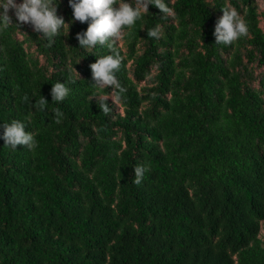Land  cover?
<instances>
[{
	"label": "trees",
	"instance_id": "trees-1",
	"mask_svg": "<svg viewBox=\"0 0 264 264\" xmlns=\"http://www.w3.org/2000/svg\"><path fill=\"white\" fill-rule=\"evenodd\" d=\"M168 2L175 16L150 5L116 41L125 91L109 113L111 87H93L89 67L109 49L79 48L88 22L69 0L67 35L51 43L15 17L0 31V122L24 121L37 141L0 140V264H264V12L256 0ZM229 3L249 32L217 44ZM56 81L70 88L62 102ZM140 163L150 171L136 185Z\"/></svg>",
	"mask_w": 264,
	"mask_h": 264
},
{
	"label": "clouds",
	"instance_id": "clouds-1",
	"mask_svg": "<svg viewBox=\"0 0 264 264\" xmlns=\"http://www.w3.org/2000/svg\"><path fill=\"white\" fill-rule=\"evenodd\" d=\"M60 0H0V31L13 26L15 17L17 26L31 24L35 32L41 33L42 37L49 43L56 37L66 36L69 24L65 22L63 16L58 15V5ZM159 9L163 15L175 16V10L170 6L168 0H69L74 21L81 23L88 22L86 30L76 33L80 49L94 50L97 45H107L109 54L96 56L95 62L89 65L93 87L105 89L111 87V94L105 96L100 105L104 113L111 111L106 100L113 95L116 100L121 99L124 87L117 78L123 57L116 50V41L124 35L126 30L143 18L144 14H149V6ZM12 15H9V10ZM222 15L218 18L214 26V37L217 44L231 45L241 37L247 36L249 25L246 18L230 3L220 8ZM17 29V27H14ZM147 36L159 38L161 26L149 28ZM77 76L78 73L76 72ZM70 88L65 82L56 81L51 84L50 95L52 101L62 102L69 95ZM26 102H30L27 96ZM48 104L45 98L41 97L39 107L43 111ZM52 118L56 123H60L64 113L59 107L52 110ZM0 140L4 145L16 149L18 145L34 149L37 145L33 132L26 130L27 125L22 120H12L11 122H0ZM133 183L140 185L145 179L150 167L146 163L134 166Z\"/></svg>",
	"mask_w": 264,
	"mask_h": 264
},
{
	"label": "rangeland",
	"instance_id": "rangeland-1",
	"mask_svg": "<svg viewBox=\"0 0 264 264\" xmlns=\"http://www.w3.org/2000/svg\"><path fill=\"white\" fill-rule=\"evenodd\" d=\"M19 2V0H17ZM256 3L259 7L260 12H264V0H256ZM12 10H9V15H12ZM262 29L264 30V23L261 25ZM254 73L258 77V81L261 78H264V67L254 64ZM258 81L256 82V85L258 84ZM143 85V83H141Z\"/></svg>",
	"mask_w": 264,
	"mask_h": 264
}]
</instances>
